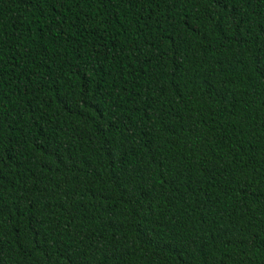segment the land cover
<instances>
[{
    "label": "trees",
    "instance_id": "16d2710c",
    "mask_svg": "<svg viewBox=\"0 0 264 264\" xmlns=\"http://www.w3.org/2000/svg\"><path fill=\"white\" fill-rule=\"evenodd\" d=\"M0 264H264V0H0Z\"/></svg>",
    "mask_w": 264,
    "mask_h": 264
}]
</instances>
